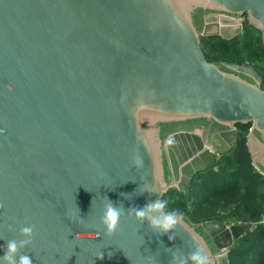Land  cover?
<instances>
[{
	"label": "water",
	"instance_id": "1",
	"mask_svg": "<svg viewBox=\"0 0 264 264\" xmlns=\"http://www.w3.org/2000/svg\"><path fill=\"white\" fill-rule=\"evenodd\" d=\"M203 11L246 15L264 45V0H0V255L31 225L20 254L32 264H170L200 244L211 264H230L254 224L183 216L169 240L127 213L191 190L238 145L239 125L251 124L264 176V75L206 59L202 38L233 41L243 26L202 27ZM191 122L225 130L167 129ZM109 201L125 210L112 234Z\"/></svg>",
	"mask_w": 264,
	"mask_h": 264
},
{
	"label": "trees",
	"instance_id": "2",
	"mask_svg": "<svg viewBox=\"0 0 264 264\" xmlns=\"http://www.w3.org/2000/svg\"><path fill=\"white\" fill-rule=\"evenodd\" d=\"M251 28V27H250ZM259 33V32H258ZM203 52L209 62L250 63L264 72V45L261 34H244L240 39L224 41L209 38ZM241 136L236 151L221 157L205 176L195 182L188 200L182 192L170 191L165 210L179 209L194 223L221 219L226 222L255 224L240 246L230 254V264H264V177L253 167L246 146L251 124L239 125ZM190 191V192H191ZM196 203V208L191 204ZM191 207V208H190ZM193 208V210H192ZM221 212L224 213L221 215Z\"/></svg>",
	"mask_w": 264,
	"mask_h": 264
},
{
	"label": "clouds",
	"instance_id": "3",
	"mask_svg": "<svg viewBox=\"0 0 264 264\" xmlns=\"http://www.w3.org/2000/svg\"><path fill=\"white\" fill-rule=\"evenodd\" d=\"M136 166H142V159L135 157L133 160ZM147 190L149 192H161L154 186L146 185L141 192ZM168 201L165 199H156L149 201L143 207H130L127 210L129 215H134L141 223L148 222L149 228L153 233L158 235H168L169 240L175 239L174 230L183 220L184 213L179 209L165 210ZM78 208V207H77ZM79 209V208H78ZM80 211V210H79ZM125 213L123 205H114L111 201L105 207L104 213L101 216V223L104 225L108 234H112L117 228L121 215ZM81 220L83 219L80 217ZM22 239L7 241L6 248L3 250V255H0V264H32L30 256L20 254V249L32 243L34 227L26 225L20 228ZM171 249V248H169ZM103 258V252L98 256ZM170 264H211L210 256L207 249L202 245H198L195 250L188 254L180 253L179 250L171 253Z\"/></svg>",
	"mask_w": 264,
	"mask_h": 264
},
{
	"label": "flooded vegetation",
	"instance_id": "4",
	"mask_svg": "<svg viewBox=\"0 0 264 264\" xmlns=\"http://www.w3.org/2000/svg\"><path fill=\"white\" fill-rule=\"evenodd\" d=\"M223 17V19L221 18ZM222 19V22L221 24H225V25H232V24H242L243 26V31L242 33L237 36L234 40L236 39H240L242 37V35L244 36V34H247V33H250L251 35L253 36H258L259 33L257 31H255L254 29L250 28L249 24H248V19H247V16L246 15H243V16H240V17H233V16H228V15H225V14H222V13H218V12H200L199 14H197V23L198 25L200 26H204L205 24L207 23H216V22H220V20ZM210 39H204L202 38V49H203V45L206 44L207 41H209ZM250 64V63H248ZM240 65V64H239ZM243 65V64H242ZM251 65V64H250ZM254 67V66H253ZM257 68L259 71H261V73H263L264 75V72L262 70H260V68L258 67H255ZM193 124H188V125H184V124H181V125H176V127L172 126V127H169L167 128L169 130L170 133L172 132H175V131H188V132H197V129H199L200 131H202L203 133H199L202 138L205 140L207 139L209 136H212L216 133H219V132H222L223 128L219 127V126H216V125H212V124H208L206 122H191ZM189 126H192L191 128H189ZM237 129L239 130L240 132V128L239 126H237ZM198 133V132H197ZM240 135H241V132H240ZM240 140V138H239ZM239 144V143H238ZM238 148V145L232 149L231 151H229L228 153L222 155V156H218L217 159L214 161V163H216V161H218L221 157H224V156H227L229 153L231 152H234L236 151ZM214 163L211 165V167L205 172V173H201L200 175H198V177H202V176H205V174L207 172L210 171V169L213 167ZM215 167H213L214 169ZM215 170V169H214ZM264 177V176H263ZM197 182V181H193V184ZM192 190V189H191ZM171 191H178V192H181L179 191L178 189H173ZM184 193V192H182ZM217 220H221V219H217ZM223 223H225L227 226H230V225H242V226H247L249 224H245L243 222H226L224 220H221ZM261 225L264 227V220L263 222L261 223ZM256 227H253L251 229H247L244 234L241 236V238H239L238 240H236L234 242V248L233 250L237 247L240 246V244L243 242L244 238L248 235V233L250 231H253L255 230ZM209 241L211 240L210 238H208ZM232 250V251H233ZM232 253V252H231ZM229 258H230V255H229Z\"/></svg>",
	"mask_w": 264,
	"mask_h": 264
},
{
	"label": "rangeland",
	"instance_id": "5",
	"mask_svg": "<svg viewBox=\"0 0 264 264\" xmlns=\"http://www.w3.org/2000/svg\"><path fill=\"white\" fill-rule=\"evenodd\" d=\"M242 36H243V35H242ZM188 124H193V123H188ZM188 124H184V125H188ZM191 127H192V126H189V128H191ZM192 128H193V127H192ZM192 128H191V129H192ZM197 132H198V133H200V132L203 133V132L200 131L199 129H197ZM216 162H217V161H216ZM214 164H215V163H214ZM218 169H219L218 167H215V170H216V171H218ZM190 191H191V190H189V191L183 193V196H184L187 200H188L189 198H192L191 196L195 197L196 194H197V192H193V191L190 192ZM195 204H196L195 202H194V204H191L192 207H195V208H196V205H195ZM190 208H191V207H190ZM192 210H193V208H192ZM223 214H224V213L221 212V215H223ZM263 220H264V217H263ZM262 222H263V221H262ZM262 222H261V223H262ZM256 226H257V225L254 224V227H256Z\"/></svg>",
	"mask_w": 264,
	"mask_h": 264
}]
</instances>
